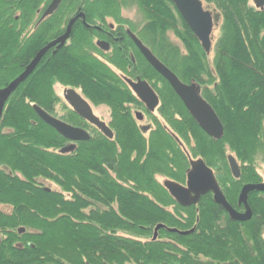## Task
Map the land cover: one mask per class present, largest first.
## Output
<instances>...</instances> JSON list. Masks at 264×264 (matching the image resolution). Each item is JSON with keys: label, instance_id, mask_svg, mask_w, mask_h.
Segmentation results:
<instances>
[{"label": "trees", "instance_id": "1", "mask_svg": "<svg viewBox=\"0 0 264 264\" xmlns=\"http://www.w3.org/2000/svg\"><path fill=\"white\" fill-rule=\"evenodd\" d=\"M50 1L0 0V88L63 32L70 17L82 11L90 24L75 22L70 43L49 49L5 103L0 118V264H264L263 193L250 192L253 214L240 222L228 217L211 192L197 204L179 205L155 177L184 184L187 152L213 170L230 202L241 184L261 180L264 9L248 0H205L220 21L209 60L210 51L170 0H62L50 16L39 18L38 10ZM127 2L138 5L141 25L121 17ZM107 17L138 28L141 41L163 64L183 83L196 84L223 125L220 138L198 126L167 81L135 50V62L124 55L131 63L129 75L155 88L159 115L145 134L131 112H123V102L138 100L93 54L105 58L93 39L99 29H107ZM113 57L124 60L120 53ZM56 83L80 88L95 104L111 105L113 137L93 127L89 139L61 152L68 140L32 107L50 112L57 101ZM72 115L68 121L77 124ZM228 155L240 165L239 179L231 177ZM41 180L57 187L46 188Z\"/></svg>", "mask_w": 264, "mask_h": 264}, {"label": "water", "instance_id": "2", "mask_svg": "<svg viewBox=\"0 0 264 264\" xmlns=\"http://www.w3.org/2000/svg\"><path fill=\"white\" fill-rule=\"evenodd\" d=\"M61 1L62 0H51L43 11L41 19L50 16L58 8ZM170 1L174 4L189 29L199 40L202 48L206 52H209L211 47L210 36L213 27L211 12L203 8L201 0ZM255 5L256 7L263 8L264 0L255 2ZM82 15V13L75 14V16L67 24L65 32L61 36L40 48L25 66L23 71L12 79L6 86L0 88V118L3 113L5 103L12 92L28 77L31 72H33L48 49L58 44L54 50L56 51L65 44L71 33L74 21ZM130 35L145 60L161 77L167 81L198 126L207 135L216 139L220 138L223 134V125L213 108L198 94V87L196 84L183 83L178 76L165 64H163L146 46H144L136 36L133 34ZM128 82L136 96L146 104L150 111H152L157 106L159 99L149 84L139 77H137L135 82L131 80H128ZM65 98L79 116L98 127L107 138L113 137L112 131L105 125L104 122L94 115L90 105L74 89L68 88L65 91ZM32 107L37 116L43 122L54 128L60 135L70 141L67 146H64L60 150L61 152L64 153L72 151L76 147V142L84 141L90 138L88 132L84 129L72 126L50 115L47 111L36 104H33ZM137 116L141 117V114L137 113ZM227 159L232 175L238 178L240 176V169L236 159L233 155H228ZM164 187L167 189L175 202L184 207L191 204H197L201 195L211 192L213 200L228 212L231 219L235 221H245L251 216V210L247 205L248 193L252 190L264 191V182L246 184L243 186L239 195V202H244L246 206V211L243 214L237 213L230 206L220 189L212 169L206 165L202 158L192 159L189 156V168L186 172L185 185L166 179L164 181ZM161 226L162 225L159 224L155 227L153 239L156 237L157 229ZM23 230L24 228L22 227L18 229L19 232H22ZM169 230L176 231V229ZM179 233L186 234L189 233V231H179Z\"/></svg>", "mask_w": 264, "mask_h": 264}, {"label": "flooded vegetation", "instance_id": "3", "mask_svg": "<svg viewBox=\"0 0 264 264\" xmlns=\"http://www.w3.org/2000/svg\"><path fill=\"white\" fill-rule=\"evenodd\" d=\"M202 2H206L205 0H201ZM260 0H248L247 2H249V4L251 6H253L255 9L257 10H262L264 9V7H256L255 5V2H259ZM252 2V3H250ZM50 3V2H49ZM48 3V4H49ZM47 4V6H48ZM46 6V7H47ZM45 7V8H46ZM45 8L43 9V11L45 10ZM207 10V9H205ZM42 9L38 10V13L39 14V18L41 17L42 13H43ZM209 11V10H208ZM78 13H82L83 15L78 17L75 21L77 22L78 20H80L81 24L82 25H85V26H90V24L86 23L85 21V15L82 11L78 12ZM214 15V14H213ZM75 16V15H74ZM70 17L67 24L69 23V21L74 17ZM215 17V15H214ZM108 19H110V17H107L106 18V22H107V29H99V31L101 30V32L99 33V36L98 37H94V44L98 50V53L100 54H108L109 55V59L105 60L104 58H102L101 56H99L98 54H96V56L101 60H104V62L108 65V67L114 71V73L117 75L118 79H119V86L122 90H129L134 96L135 98L138 100V103L134 104L132 102H123V104L121 105V109L124 110L123 112L125 111H130L131 114L134 116L135 120L139 123V126H140V129L143 131V133L145 134H148L152 127H153V122H154V119L156 118V116L159 115V105H160V97L158 95V93L156 92L155 88L146 80V79H142L141 77L139 76H131L129 75L132 71V68H131V63H129L127 61V56H129V60L131 62H135V59H134V52L137 51V53H139V55L145 60V58L143 57V55L141 54L140 50L138 49V47L136 46V44L133 42L132 40V37L130 34H133L134 36H136L140 41V37H139V34H138V28L136 30H132L128 25H125V24H119L117 22H115L113 19L111 22L108 21ZM73 23V24H74ZM67 24L66 26L64 27V30L61 34L57 35L56 37H54L53 39H51L49 42H52L54 40H56L59 36H61L64 32H65V29L67 27ZM73 26V25H72ZM95 27V25H93ZM97 27V26H96ZM122 28V29H121ZM98 30V29H97ZM130 41L131 43L133 44V46L135 47V49H133V47L130 45ZM48 42V43H49ZM142 42V41H141ZM46 43V44H48ZM46 44H44L43 46H45ZM100 44V45H99ZM102 44V45H101ZM142 44L144 46H146L143 42ZM58 46V44H56L55 46L51 47L50 50H55V48ZM64 46V45H63ZM62 46V47H63ZM147 47V46H146ZM61 48V47H60ZM135 50V51H134ZM49 51V49H48ZM118 53H120L123 57L125 54H127L126 57H124V60H122L121 58L118 59V58H114L113 56L114 55H118ZM112 57L114 58V60L111 61ZM146 61V60H145ZM147 62V61H146ZM137 77H139L140 79L142 80H145L149 86L153 89V91L156 93L157 97H158V104L157 106L152 110L150 111L146 104L144 102H142L137 96L136 94L134 93V91L132 90L131 86L129 85V82L128 80H131V81H136ZM63 87V86H62ZM68 88H71V89H74L78 94H80V96L90 105L91 109H92V112L94 113V115L96 117H98L102 122L105 123V125L112 131V134L114 133L113 132V129L111 127V120H112V117H113V111H112V107L111 105L105 103V102H99L98 104H95L94 102L90 101L87 97H85L81 91L80 88H75V87H67V86H64L63 89H62V92H61V97L56 93L55 91V88H54V91H55V94H56V97H57V101L53 102L52 105H51V111L49 112L52 116L72 125V126H75V127H79L77 126V124H80L82 126H84L85 128H82L84 129L85 131H87L89 133V130H91L93 127L99 131L100 133L101 130L96 127L94 124L88 122L87 120H85L84 118H82L81 116H79L75 111L74 109L71 107V105L69 104V102L66 100L65 98V91L68 89ZM61 107V110L62 111H59ZM98 108V107H102L103 108V112L105 111L104 114L102 115H99L98 113L95 112V108ZM73 114L72 116L74 118L77 119L76 123H70L68 121L69 118H67L68 116H70V114ZM137 113L141 114V117H138L137 116ZM147 120V124H142V122L144 120ZM160 116L158 117V120L159 121H163L162 119L160 120ZM67 120V121H66ZM167 128V127H166ZM168 129V128H167ZM103 134V133H102ZM104 135V134H103ZM178 142V141H177ZM180 144V142H179ZM182 146V145H181ZM183 147V146H182ZM184 149V148H183ZM186 155L188 156V161H189V155L188 153L186 152ZM227 163H228V159H227ZM238 163V162H237ZM238 166H239V169H240V165L238 163ZM228 167H229V164H228ZM189 168V167H188ZM262 169H264V163L262 164H259L258 166V172L260 174V179L258 182L256 183H260V182H264V173H262ZM188 170V169H187ZM229 171H230V174H231V177L234 178V179H239L240 176L238 178L234 177L231 173V170H230V167H229ZM187 172V171H186ZM240 175H241V171H240ZM156 179L161 182L164 186V181L166 180V178L164 180H159V177L160 175H155ZM186 184V179H185V182L184 184L182 185H185ZM246 184H254V183H243L241 184L239 190H238V193L236 195V198H234L233 202H230L227 198V196L224 194L226 200L228 201V203L230 204V206L237 212V213H240V214H243L245 213L246 211V206L244 204V202H239V195H240V192L243 188L244 185ZM222 190V189H221ZM252 191H256V190H252ZM250 191V192H252ZM223 192V191H222ZM250 192L248 193V196H247V205L249 206L250 210H251V216L249 219H251L252 217V208H251V205H250V202H249V194ZM258 192H261L263 193L262 195V198L264 199V191H258ZM213 196V195H212ZM223 208V207H222ZM2 209L3 211H10V207L8 206H2ZM224 212L228 215L229 217V214L228 212L223 208ZM230 218V217H229ZM231 219V218H230ZM247 219V220H249ZM233 220V219H231ZM245 220V221H247ZM240 222H244V221H240ZM19 232V231H18ZM263 238H264V229H263ZM0 243H1V235H0ZM19 245V244H18Z\"/></svg>", "mask_w": 264, "mask_h": 264}, {"label": "rangeland", "instance_id": "4", "mask_svg": "<svg viewBox=\"0 0 264 264\" xmlns=\"http://www.w3.org/2000/svg\"><path fill=\"white\" fill-rule=\"evenodd\" d=\"M250 3H252V2H250ZM202 4H203V7H204V9H207V10H209L210 12H211V14H212V17H213V27H212V32H211V36H210V38H211V48H210V52L208 53V59L209 60H211L212 59V55H213V52H212V46L214 45V43H215V40H216V38H217V36H218V32H219V23H220V21L217 23V17H218V14H217V12L215 11V9L213 8V6L212 5H210V4H207L206 2H202ZM40 9H42V8H40ZM120 12H121V14H122V18H125V19H127V20H129V21H131V22H133V23H136L137 25H141V23L143 22V19H142V12L140 11V9H139V7H138V5L137 4H135V3H133V2H127V5L126 6H122L121 7V10H120ZM215 15V17H214V15ZM112 19L113 18H110V19H108V21L109 22H111L112 21ZM216 19V20H215ZM134 30H136V29H134ZM69 37H70V35H69ZM69 37H68V39L66 40V42H65V44L64 45H66V44H69L70 43V40H69ZM169 37L175 42V43H177V44H179V45H181V43L179 42V40H177L173 35H172V33H170L169 34ZM69 40V41H68ZM93 43H94V39H93ZM95 45V44H94ZM95 53V55L97 54L96 52H95V50H93V54ZM107 57H108V59L110 58L109 57V55H105V60L107 59ZM107 59V60H108ZM63 85H61V84H59V83H56L55 85H54V88H55V91H56V93L61 97L62 95H61V92H62V89H63V87H62ZM60 110L59 111H62L61 110V107L59 108ZM95 112L96 113H98L99 115H102V114H104L105 113V111L103 112V108L102 107H96L95 108ZM142 124H147V120L145 119L143 122H142ZM262 173H264V169H262ZM165 179V177L164 176H160L159 177V180H164ZM42 181V185L44 186V187H46V188H56L57 186L55 185V184H52V183H50V182H48V181H45V180H41Z\"/></svg>", "mask_w": 264, "mask_h": 264}]
</instances>
